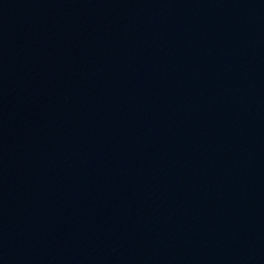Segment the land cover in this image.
I'll return each mask as SVG.
<instances>
[{
  "label": "water",
  "instance_id": "water-1",
  "mask_svg": "<svg viewBox=\"0 0 264 264\" xmlns=\"http://www.w3.org/2000/svg\"><path fill=\"white\" fill-rule=\"evenodd\" d=\"M157 74L264 175V0H49Z\"/></svg>",
  "mask_w": 264,
  "mask_h": 264
}]
</instances>
